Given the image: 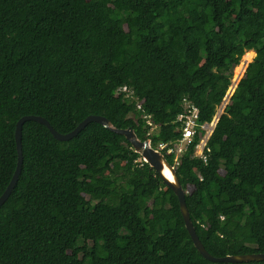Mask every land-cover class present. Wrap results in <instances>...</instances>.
Returning a JSON list of instances; mask_svg holds the SVG:
<instances>
[{"label": "trees", "instance_id": "1", "mask_svg": "<svg viewBox=\"0 0 264 264\" xmlns=\"http://www.w3.org/2000/svg\"><path fill=\"white\" fill-rule=\"evenodd\" d=\"M247 49L256 55L208 162L192 147L177 174L212 255L264 253V0H0V196L22 116L68 133L103 115L154 146L180 136L185 100L213 119ZM146 115L158 133L147 135ZM22 146L0 207V264H237L198 251L178 196L123 134L92 121L60 140L28 120Z\"/></svg>", "mask_w": 264, "mask_h": 264}, {"label": "water", "instance_id": "2", "mask_svg": "<svg viewBox=\"0 0 264 264\" xmlns=\"http://www.w3.org/2000/svg\"><path fill=\"white\" fill-rule=\"evenodd\" d=\"M28 120L39 121L47 125L50 131L53 133V135L60 140H69L73 138L74 136L78 135L80 131L83 130L92 121H98L102 123L105 127L110 128L117 133L123 134L131 142L133 149L137 153H139L142 156V158L160 174L166 185L171 189H173L175 194L178 196L181 212L184 217L185 225L188 229V232L190 233L196 248L206 259L214 262H227V263H243V262L248 263L251 261L264 260V253L262 252L226 255L221 257L212 255L206 249L205 245L202 243L200 236L196 230V227L194 226L186 201V190L183 187L178 177L177 170L171 165L167 157L153 148L151 139L148 138L145 140H141L133 128H117L112 124L110 119H108L106 116L103 115L91 114L87 116L83 121H81L78 124V126L74 130L68 133H61L58 130H56L54 126L50 123V121L43 116L32 115V114L22 116L17 122L16 130H15L17 150H18L17 166L9 185L7 186L4 193L0 196V207L3 205V203L11 194L22 172V165H23L22 133H23V125ZM166 167L170 169L171 174L173 176L172 179H170L164 174V170L166 169Z\"/></svg>", "mask_w": 264, "mask_h": 264}, {"label": "built area", "instance_id": "3", "mask_svg": "<svg viewBox=\"0 0 264 264\" xmlns=\"http://www.w3.org/2000/svg\"><path fill=\"white\" fill-rule=\"evenodd\" d=\"M248 63L244 61L243 65L246 64L247 66ZM246 66L239 75H237L238 73L234 70L232 84L230 85L222 103L218 106V110L211 121L200 122L198 107L193 102L186 101L184 105V112L179 114L176 119V123H178L177 130H179L182 135L175 139L160 140L153 146L154 149L161 151L166 156L172 157L174 166L176 167L180 164L181 157L191 148L192 145H194L193 155L207 163L210 158L208 154L211 151L208 146V140L214 131L220 115L229 103L239 80L243 76ZM118 91H124L128 97L133 94L131 93L130 95L131 89L127 85L120 87ZM142 104L143 102L139 101L137 107L142 109ZM145 118L146 124L148 125L147 135L158 133L161 128L160 124L154 121L152 115H146ZM141 159L142 158L139 160Z\"/></svg>", "mask_w": 264, "mask_h": 264}, {"label": "rangeland", "instance_id": "4", "mask_svg": "<svg viewBox=\"0 0 264 264\" xmlns=\"http://www.w3.org/2000/svg\"><path fill=\"white\" fill-rule=\"evenodd\" d=\"M250 54H251V58H250V59H246V58H247V55H250ZM255 55H256V54H255V52H254L253 50H248V51L245 53V56H243V59H242L240 65H239V67H237V68L235 69V71L238 73L237 75L241 74L242 71L244 70V67L246 66V64L243 65L244 61H246L247 63L250 62V61H252ZM248 58H249V57H248ZM248 64H249V63H248ZM247 66H248V65H247ZM247 66H246V67H247ZM243 75H244V73H243ZM221 172L223 173L224 170L222 169ZM190 188L192 189V187H190ZM237 264H248V263L243 262V263H237Z\"/></svg>", "mask_w": 264, "mask_h": 264}, {"label": "clouds", "instance_id": "5", "mask_svg": "<svg viewBox=\"0 0 264 264\" xmlns=\"http://www.w3.org/2000/svg\"><path fill=\"white\" fill-rule=\"evenodd\" d=\"M248 50H253V49H247L246 52H247ZM253 51H254V50H253ZM246 52H245V53H246ZM245 53H244V55H245ZM255 53H256V52H255ZM244 55H243V56H244ZM243 56H242V59H243ZM254 57H255V56H254ZM242 59H241V61H242ZM240 63H241V62H240ZM240 63H239L237 66H239ZM237 66H236V67H237ZM236 67H235V68H236ZM246 68H247V67H246ZM234 70H235V69H234ZM245 71H246V70H245ZM244 73H245V72H244ZM121 87H122V86H121ZM235 89H236V88H235ZM186 101H190V100H185V101H184L183 108H184V105H185V102H186ZM226 106H227V105H226ZM198 109H199V108H198ZM223 112H224V111H223ZM199 113H200V111H199ZM220 116H221V115H220ZM213 117H214V116H213ZM207 121H211V120H207ZM175 122H176V121H175ZM156 123H157V122H156ZM176 124L178 125V123H176ZM176 129H177V127H176ZM178 131H179V130H178ZM179 132H180V131H179ZM155 134H156V133H155ZM180 135H182L181 132H180ZM149 139H150V138H149ZM151 141H152V140H151ZM152 146H153V144H152ZM192 147H193V149H194V145H192L191 148H192ZM209 147H210V146H209ZM153 148H154V147H153ZM210 149H211V148H210ZM155 150H156V149H155ZM156 151H158V150H156ZM159 152H161V151H159ZM161 153H162V152H161ZM193 153H194V150H192V156L195 157V156L193 155ZM162 154H163V153H162ZM165 156H166V155H165ZM141 157H142V156H141ZM166 157H167V159H168V157H170V156H166ZM182 157H183V156H182ZM182 157H181V161H182ZM171 158H172V157H171ZM196 158H197V157H196ZM172 161H173V159H172ZM169 162H170V161H169ZM203 162H204V161H203ZM170 163H171V162H170ZM180 163H181V162H180ZM204 163H206V162H204ZM171 165L177 170V167H178L180 164H179L178 166L175 167V166H174V162H172ZM185 190H186V194H187V193H190V191H191L190 186H188Z\"/></svg>", "mask_w": 264, "mask_h": 264}, {"label": "bare ground", "instance_id": "6", "mask_svg": "<svg viewBox=\"0 0 264 264\" xmlns=\"http://www.w3.org/2000/svg\"><path fill=\"white\" fill-rule=\"evenodd\" d=\"M249 57V58H248ZM251 58V54L250 55H247V58L246 59H250ZM164 174L169 177L170 179H172V174H171V171L169 168L166 167V169L164 170Z\"/></svg>", "mask_w": 264, "mask_h": 264}, {"label": "crops", "instance_id": "7", "mask_svg": "<svg viewBox=\"0 0 264 264\" xmlns=\"http://www.w3.org/2000/svg\"><path fill=\"white\" fill-rule=\"evenodd\" d=\"M255 52V51H254ZM256 54V53H255Z\"/></svg>", "mask_w": 264, "mask_h": 264}]
</instances>
